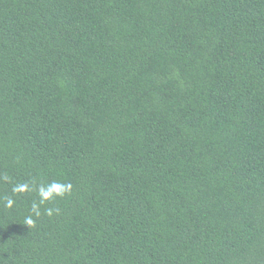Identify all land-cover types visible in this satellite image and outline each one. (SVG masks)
I'll use <instances>...</instances> for the list:
<instances>
[{"label": "trees", "instance_id": "trees-1", "mask_svg": "<svg viewBox=\"0 0 264 264\" xmlns=\"http://www.w3.org/2000/svg\"><path fill=\"white\" fill-rule=\"evenodd\" d=\"M0 264H264V0H0Z\"/></svg>", "mask_w": 264, "mask_h": 264}, {"label": "clouds", "instance_id": "clouds-1", "mask_svg": "<svg viewBox=\"0 0 264 264\" xmlns=\"http://www.w3.org/2000/svg\"><path fill=\"white\" fill-rule=\"evenodd\" d=\"M68 187H70V186H68ZM60 194L62 195L63 193L61 192ZM9 204H11V201H9ZM28 223H31V221H28Z\"/></svg>", "mask_w": 264, "mask_h": 264}]
</instances>
